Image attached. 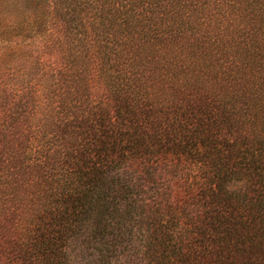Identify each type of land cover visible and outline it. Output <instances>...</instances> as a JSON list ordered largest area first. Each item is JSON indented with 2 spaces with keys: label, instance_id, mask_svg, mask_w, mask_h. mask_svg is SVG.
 I'll return each mask as SVG.
<instances>
[{
  "label": "trees",
  "instance_id": "obj_1",
  "mask_svg": "<svg viewBox=\"0 0 264 264\" xmlns=\"http://www.w3.org/2000/svg\"><path fill=\"white\" fill-rule=\"evenodd\" d=\"M0 264H264V0H0Z\"/></svg>",
  "mask_w": 264,
  "mask_h": 264
},
{
  "label": "rangeland",
  "instance_id": "obj_2",
  "mask_svg": "<svg viewBox=\"0 0 264 264\" xmlns=\"http://www.w3.org/2000/svg\"><path fill=\"white\" fill-rule=\"evenodd\" d=\"M195 174L196 172L193 174V178L192 180L194 182H197L198 180H200V178H195ZM195 192L194 195H197L199 192L196 189V186L193 187ZM182 204H189L191 205V208L195 207V205H193L191 202H189V199H187L186 197H184V199L181 200L179 207H181ZM193 206V207H192ZM179 213L182 214V208L179 209ZM184 218V217H183ZM181 218L180 220L177 219L173 220L171 222H168L167 219L165 221V219L162 220V222L157 226L158 229H161L162 232L165 234V230L168 232V238L171 239V241L168 243L170 249L167 250L166 252H164V258H166L167 260H169V257L171 255V258H175L174 257V248L176 247V243H178V241H174V239L177 237H179L180 235H182L183 231L188 228L190 226V222L187 218ZM136 236L135 237H140L141 234V230L139 227H137V231L134 233ZM138 243V242H137ZM140 243V241H139ZM198 244V243H196ZM154 258V256H153ZM139 261H143V259H145L144 255H140V257L138 256ZM145 263V262H144Z\"/></svg>",
  "mask_w": 264,
  "mask_h": 264
}]
</instances>
